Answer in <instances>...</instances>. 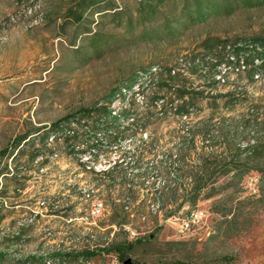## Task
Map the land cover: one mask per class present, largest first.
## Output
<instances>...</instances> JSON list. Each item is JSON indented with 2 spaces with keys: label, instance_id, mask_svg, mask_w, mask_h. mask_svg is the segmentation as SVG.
Returning a JSON list of instances; mask_svg holds the SVG:
<instances>
[{
  "label": "rangeland",
  "instance_id": "obj_1",
  "mask_svg": "<svg viewBox=\"0 0 264 264\" xmlns=\"http://www.w3.org/2000/svg\"><path fill=\"white\" fill-rule=\"evenodd\" d=\"M223 43L264 45V0H0V151L132 81L138 118L136 135L113 144L97 136L98 159L72 156L62 139L45 151L43 168L41 158L29 160L31 145L0 158V232L25 222L14 244L1 235L0 264H264V67L252 75L251 65L228 63ZM152 66L174 68L172 91L204 92L189 100L191 117L146 108L139 85ZM163 83L151 91L162 94ZM124 106L120 97L112 104ZM198 119L228 123L236 140L220 136L214 155L210 140L200 142L187 162H215L204 187L196 193L182 177L159 204L156 166L173 162L174 179L175 153ZM120 170L146 171L151 188L123 184ZM192 210L204 217L183 233ZM128 241L135 245L124 263L105 251ZM85 250L98 252L78 256Z\"/></svg>",
  "mask_w": 264,
  "mask_h": 264
},
{
  "label": "trees",
  "instance_id": "obj_2",
  "mask_svg": "<svg viewBox=\"0 0 264 264\" xmlns=\"http://www.w3.org/2000/svg\"><path fill=\"white\" fill-rule=\"evenodd\" d=\"M203 14L205 15V13ZM220 48L226 53L228 63L237 64L243 69H246L247 66L251 65L250 69L252 71V75H257L260 68L264 67V45H257L253 43H223ZM222 63L224 62H220L218 65H221ZM154 68L156 71L157 67L155 66H152L147 70L151 74V76L146 79L148 81L142 82L139 85V91L142 94L146 108H159L163 113H166L169 109L174 108L179 117H191L192 110L190 108L189 100L194 99V97H204V92H189L184 89H179L177 91H180V93H176L175 91H172V88L170 87L171 82L175 81L177 78V72L174 68L170 67L166 69L165 72H161L160 69L156 73L151 72ZM158 74H161V78H156V75ZM163 75H165V77H163ZM161 80L165 81L162 85L166 86L163 93L159 94V91H151L157 84H160ZM134 85L135 81H132L125 88L113 90L105 98V100L98 101L91 107H83L77 112L68 114L62 119L49 124V126H44L43 128L36 129L32 132L16 136L5 148L0 151V158L5 156L8 158L13 156L15 153L17 155L21 152L22 147L31 145L33 153L29 160L34 161L41 158L40 167L43 168L45 163L48 161V158H43V156L46 155L45 151H50L53 143L62 139L63 142L66 143L72 156L81 159L82 156H85L86 154H94V158L98 159L101 151V143L99 142V138H97L98 135L110 144L118 142L121 138L136 135V132L131 129V125L134 126L138 121V118L133 117L131 112L134 104ZM148 93H151L152 96L149 97L150 94ZM187 95H190V98H187ZM117 97H120V100L125 105L119 112H115L112 107V104L115 102ZM125 122L129 123L125 125ZM256 127L258 128V126ZM258 129H261L264 133V122H262ZM220 136L225 137V140L228 143H231L236 140L237 135L234 128H231V125H228V123L221 125V123H211L209 120L205 121L202 119H198L193 122L190 128H187L186 135L182 136V143L175 153V161L179 163L177 164V167H174L178 173L174 176V179L169 177L170 170L173 167V162L165 164L162 163L161 165L156 166L158 173L163 177L162 186H158L156 189L159 194L156 196L159 204L166 199L165 189L171 193H176L182 188V177L190 178L191 181H194L195 186L192 190L196 193L204 187L205 177L202 175L209 171L215 162L204 164L199 161V163L194 164L187 162V159L188 156L191 157V153L202 148V146H199L200 142L205 143L207 140L211 141V153L214 155L217 151L216 147ZM255 139L252 140L254 146L250 145L249 142V144L244 148L246 157L253 154L254 147L256 146L255 143H257V139L256 142ZM90 142L91 144H89ZM241 154L242 152L239 153V155L237 154L235 157H239ZM232 160H234L233 157ZM111 167L112 170L115 168V166ZM8 168L9 166L7 165L5 169L7 170ZM110 168L102 171V173L107 175L111 174V170H109ZM117 173L125 185L128 183L133 187L138 186L140 188H151V186L146 183V171H141L132 177L122 170ZM210 173V177H213L214 174L212 171ZM2 174H7V172H3ZM135 176L137 177L136 179ZM1 221L2 216L0 215V223ZM20 238L21 237L13 238L11 240L12 244ZM134 245L135 242L128 241L110 248H105V251L107 253L113 252L118 257L120 262L124 263L128 258L127 254ZM97 252L98 250H85L80 252L78 256L89 258L96 255ZM34 258L35 257L25 259V264H30L31 260Z\"/></svg>",
  "mask_w": 264,
  "mask_h": 264
},
{
  "label": "built area",
  "instance_id": "obj_3",
  "mask_svg": "<svg viewBox=\"0 0 264 264\" xmlns=\"http://www.w3.org/2000/svg\"><path fill=\"white\" fill-rule=\"evenodd\" d=\"M103 210V203H96L93 207V214L99 215L101 214ZM204 217V212L202 210H192L188 212V214L182 218L181 223H180V231L181 232H186V233H193L194 226L198 225L199 222L202 220ZM21 229H22V221H19L17 226L13 228H9L8 232L1 231L0 232V237L1 235H8V236H14V235H21ZM51 260H47V263H50Z\"/></svg>",
  "mask_w": 264,
  "mask_h": 264
},
{
  "label": "bare ground",
  "instance_id": "obj_4",
  "mask_svg": "<svg viewBox=\"0 0 264 264\" xmlns=\"http://www.w3.org/2000/svg\"><path fill=\"white\" fill-rule=\"evenodd\" d=\"M29 221H33V219H30ZM31 222H29V223H31ZM25 225V222H22V227ZM16 236H18V235H14V236H11L12 238H15Z\"/></svg>",
  "mask_w": 264,
  "mask_h": 264
},
{
  "label": "crops",
  "instance_id": "obj_5",
  "mask_svg": "<svg viewBox=\"0 0 264 264\" xmlns=\"http://www.w3.org/2000/svg\"><path fill=\"white\" fill-rule=\"evenodd\" d=\"M16 237H19V235H18V236H16ZM16 237H15V238H16ZM12 239H13V238H12Z\"/></svg>",
  "mask_w": 264,
  "mask_h": 264
}]
</instances>
